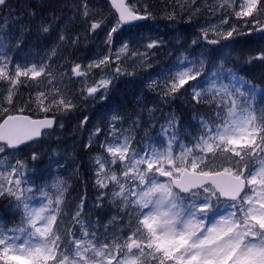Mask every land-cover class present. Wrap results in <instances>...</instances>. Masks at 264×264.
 <instances>
[{
    "label": "snow or ice",
    "instance_id": "1",
    "mask_svg": "<svg viewBox=\"0 0 264 264\" xmlns=\"http://www.w3.org/2000/svg\"><path fill=\"white\" fill-rule=\"evenodd\" d=\"M110 2L118 18L107 34L109 44L124 25L151 15L132 0ZM8 7V0H0V9ZM223 7H232L245 24H259L264 0H244L238 5L236 0H223ZM77 9L85 18L93 14L89 0H80ZM221 23L229 21L222 17ZM101 26L98 20L90 24L89 30L95 32ZM229 26L231 30L219 33L221 38H233L243 31ZM7 29V24H0V33ZM50 30V24L40 25V34ZM258 30L264 32V25ZM11 38L0 35V81L8 85L0 91V110L6 114L0 123V154L4 156L14 155L21 145L39 136L41 129L56 123L55 118L47 116L33 120L24 114L23 107L17 108L18 86L25 82L22 77L37 86L38 78L53 85L56 77L46 61L30 66L27 62L14 63L6 51V40ZM59 39L67 38L61 34ZM202 39L209 44L219 43L218 39H209L207 31ZM70 42L75 44L76 40ZM23 43L19 40L15 47ZM130 43L125 41L115 53L110 49L109 55L89 65L71 66L70 77L85 81L92 78L91 86L82 88L81 96H104L116 76L125 71L119 63L114 71L105 72V68L122 58L146 56L132 50ZM161 43L153 40L146 47L157 48ZM204 57L201 53L199 60L178 59L176 64L161 69L163 79L148 85L160 88L165 98L183 94L182 89L187 92V85L192 90V102L208 105L210 112L199 119L197 135L182 136L179 121L169 115L156 139L138 141L119 127V116L112 117L111 139L106 138L101 145L108 155L95 158V175L97 186L108 190L101 199L110 194L115 204L123 206L128 221L122 234L86 220L82 204L76 206L74 215L65 212L64 181H55L51 194L41 189L43 198L38 206L31 203L34 198L25 192L32 189L23 187L28 183L25 162H8L10 171L0 172V197H13L12 206L22 208V226L5 230L0 225V264H264V92L257 102L254 86L248 87L223 64L206 67ZM253 59L264 61V50L249 62ZM93 69L103 73L98 80ZM21 102L34 104L44 113L68 112L76 107L59 88L37 90L34 98L29 96ZM9 109L18 114H8ZM133 125L137 126L135 121ZM32 159H36L35 153ZM70 215L76 231L65 225ZM120 220L123 223V217Z\"/></svg>",
    "mask_w": 264,
    "mask_h": 264
},
{
    "label": "rangeland",
    "instance_id": "2",
    "mask_svg": "<svg viewBox=\"0 0 264 264\" xmlns=\"http://www.w3.org/2000/svg\"><path fill=\"white\" fill-rule=\"evenodd\" d=\"M59 1V4H58ZM142 1L146 0H132V3L136 4L137 7L142 9ZM165 0H156L160 5L164 3ZM172 1V4L174 6L173 13L176 16H184L187 15V17H181L180 20H182L183 29L185 31V34L183 36H188L191 38L192 41H198V44L195 46L193 54L191 57L185 55L183 57H189L193 60H196L195 54L201 57V53L205 54V59L208 60L209 53L213 49V45L216 44H209L207 41L202 39V33L204 31L208 32L209 39H218L219 43L218 45V54L219 58L215 60V62L212 63L219 66L220 64H223L224 61L228 59V57L231 56V49L233 46V39L240 36L241 34H247L252 33L253 31H249V29H253V27H250V24H245L242 20L238 19L233 11L232 7H223V0H198L197 6L193 8V10L189 13L186 9V6L190 5V0H170ZM101 3L100 6H97L98 3ZM237 5L240 3H243L244 0H236ZM80 0H57V7L54 9L53 13L49 14L45 19L40 13H34V14H28L25 16L24 14L21 15L16 11L9 10V9H0V24H7L8 28L10 30H7L6 32L2 33L5 36L14 37L9 40H6L7 44V54L13 58L14 63H20L24 64L25 62L28 63L30 66L31 63L35 62L39 65L41 61H46L52 68L54 74H55V81L53 82V85H49L47 81L41 77L38 78L40 83L37 86V84L33 81L25 80V78H21V80H24L25 82L18 86V95H17V108L23 107L25 109L24 114L28 115L29 112H31V116L35 118H42V117H55L58 120V126L56 130L61 129H70L69 125L74 124V117L76 116V109L74 108L71 111L64 112V111H55V112H49L44 113L38 110V108L35 107L34 104H25L21 102L22 100H27L29 96H32L33 98L36 95L37 90L42 91H48V90H55V88H59L61 90V93L65 96V98L72 100V102L76 104H82L80 107L82 112H87L88 115L91 114L90 106L93 101H101L105 99L106 95L112 90V88L115 86V84H118V78L123 75H129V73L132 72L134 67H139L141 65H145L146 68H150L152 66L156 65V62H148L149 60V54L150 51L153 49H148L146 46L148 43H150L153 40H157L158 36L163 37L165 40V37L168 35H171V33H162V28L160 29L157 27L158 20L155 19V17H150L148 23L142 24L140 28L136 30H131L128 28H122L117 33H114L112 35L111 43H106L107 40V34L110 31L112 27L116 25L117 17L114 14H111V8L107 2V0H89L90 8L92 10V15L85 18L80 11H78L77 6L79 5ZM203 4L202 6H199ZM192 7V6H191ZM42 9H45L42 7ZM143 10V9H142ZM235 10H239L238 6ZM9 12H11V16H9ZM176 12V13H175ZM114 13V12H113ZM260 13V12H259ZM258 13V14H259ZM108 14V16H107ZM173 16V15H171ZM35 17L37 18V21L35 22ZM179 18L178 16H176ZM194 17V23H191L190 20ZM228 19L229 24H222L221 18ZM247 20H251V17L246 18ZM102 21V26L99 29H96L95 32H92L89 30V26L92 22L95 21ZM263 22L260 21L259 24H255V26L264 25ZM41 24H50L51 30L48 34H40L39 28ZM186 24L189 26L187 27ZM235 26L237 28L243 29L242 33L240 35H235L233 38L229 39H223L219 35L221 32H227L231 30L230 26ZM56 26L57 29V35L55 37L52 36V28ZM169 30H172L169 28ZM193 30V31H192ZM259 32V31H258ZM257 32V33H258ZM174 33H176V36L182 37L181 30L177 29ZM260 33V32H259ZM63 34L67 39L64 41H61L59 39V36ZM264 34V33H261ZM75 39L76 43L73 44L70 41ZM169 39V38H167ZM22 40L24 43L19 47L16 48V43ZM125 41H131L129 44V47L132 50H135L139 53H146V56L141 59L140 57L134 58H127L126 60L122 58L121 61H116L112 63L111 68H105V72L114 71L116 64L119 63L120 66L125 69V71L116 76L113 86L109 89V91L104 95L101 96L99 93L95 97H83L80 95L82 88H86L87 86H91L92 84V78L90 77L88 80H83V78H77V77H70V68L74 64H80L81 66H86L94 61H98L99 59H102L105 55L110 54V49L112 53H115L117 50L121 48V46L124 44ZM159 41V40H158ZM260 45L261 49H264V38L258 39L257 43ZM53 52L55 53L53 55ZM51 57V59H48ZM178 57L174 55V59L171 60V63H173L174 60ZM181 57L180 59H182ZM173 65V64H172ZM212 65L209 66L212 67ZM226 67V66H225ZM227 68V67H226ZM94 78L98 80L100 76L103 74L101 70L99 69H93L92 70ZM171 75H174V72L172 74H169V78ZM146 78H148L149 84L153 80H160L163 79V77L159 76L158 73L153 75L152 77H149L147 74H144ZM151 79V80H150ZM129 82L133 80V78L128 79ZM228 81H225L227 83ZM164 85L161 84V88ZM207 86V85H205ZM248 87H252L247 82ZM8 87L7 82L0 81V91H5ZM185 88H187V92L192 94V91L188 88L187 85H185ZM148 89L150 90V93L148 94L149 99L147 101H144L143 98L139 97L141 101L143 102L142 108L140 105L137 106V113L139 115L143 114L145 110H147V115H144L143 118L140 120L138 119L136 122L137 126H143L146 128L149 124H152L153 118L150 114L151 109L156 106V111L158 110V104L155 103L158 93H161L160 88H150L148 86ZM181 92L183 94H186L187 92H184L182 89ZM183 95L178 94L174 99H177L178 97H182ZM82 98L81 101H79V98ZM18 112L12 111L9 109L8 114H15ZM137 114V115H138ZM113 116H119V115H113ZM108 120L107 126L99 125L96 128H93V131L89 136V141H93L94 137H99L102 139V144H104L106 138L111 139L109 136V125L113 122L112 117ZM6 117V114L0 110V122ZM121 118V117H120ZM124 120H119L116 123H120L119 127L123 130H127L131 133L134 140L138 141H144L147 142L150 139H156L160 133V128L154 132L151 133H144L140 132L138 135H135V130L137 126L133 125L132 123H128ZM162 125V124H161ZM139 128V127H137ZM85 129V127H84ZM97 129H100V132L97 133ZM56 130L53 133H47L43 137V141H47L46 144L50 142V150L46 152V155L44 158L39 156L38 152H36L39 149V146L34 143L31 145L26 146L25 148H22L14 153L12 156H4L3 154H0V172H7L10 171V168L7 167L8 162H11L12 164L15 163L16 160H21L25 162L26 168H25V175L28 179V183L24 184L23 187L25 189L31 188V192H25L26 196L33 197V201L31 203L36 204L38 206V202L43 198L41 189L44 191H49L51 194L54 192V189L50 188L52 184H50V161L53 163H60L62 165L63 158L65 160H68V156L66 154L63 155V158L60 156V153L58 152L59 143H60V134L56 133ZM70 132V130H68ZM138 132V131H137ZM199 133L196 131L195 135ZM69 136H72V133L68 134ZM39 142V141H38ZM67 144V143H66ZM65 144V146H66ZM101 144V145H102ZM100 145V146H101ZM102 152L99 156H107L108 154L106 151L101 147L99 148ZM42 154L45 153V150L41 151ZM35 153L36 159L33 160L32 156ZM65 153V152H64ZM98 157V156H97ZM49 164V173H47V177H43V180H38L37 175L39 171L36 169L38 165H44ZM95 165V169H96ZM47 171V170H46ZM96 171L94 172V177L96 179L95 175ZM47 178V179H46ZM161 180H164L166 178H160ZM37 181H41L42 185L38 186L36 185ZM61 181V180H60ZM65 182L66 189L68 190V182ZM47 186V187H45ZM66 190V192H67ZM65 192V194H66ZM1 201H4L5 205L1 206L0 204V212L4 211L6 209H9L12 213L17 214V217L19 218V223L22 218V208L17 209L13 207L14 204V198L13 197H0V203ZM72 200L65 201L64 211L70 213L71 215H74L75 212L72 213L73 209H76L72 206ZM75 205H80V202L77 201ZM83 214L85 216V219L88 221L92 220V215L88 214L87 211H83ZM71 215L66 219L65 225L68 224V228H71L72 231H76V226L73 224L71 220ZM21 224V223H20ZM95 224V223H93ZM0 225L4 227L5 230L9 228H15L19 226H13L12 222L6 223L4 219L2 218L0 214ZM107 226V225H106ZM101 231H103V228H101ZM110 231V230H109ZM110 232H116L117 234H122L121 227H116L114 231Z\"/></svg>",
    "mask_w": 264,
    "mask_h": 264
},
{
    "label": "trees",
    "instance_id": "3",
    "mask_svg": "<svg viewBox=\"0 0 264 264\" xmlns=\"http://www.w3.org/2000/svg\"><path fill=\"white\" fill-rule=\"evenodd\" d=\"M190 1L192 7L186 6L189 13L198 3V0ZM56 3L57 0H8L9 7L6 9L16 11L25 16L28 14L40 13L45 19L49 14L53 13L54 9L57 7ZM141 4L142 9L146 8L151 14L150 17L154 16L155 19L159 21L157 27L159 29L163 27L161 30L162 33H171V35L165 37V40L160 36L156 38L162 41V43L159 47L153 48L150 51L148 60V62H156V65L150 68H146L145 65L134 67L130 75L119 77L118 84L116 83L112 90L106 95L107 98L105 100L92 102L90 106V115H88L87 112H82L81 109H77L75 111L76 116L74 117V124L69 125L70 129L56 130V133L60 134L61 140L58 152L62 158L63 155L66 154L68 160L63 158L62 165L50 161V184L58 180L68 182V190L65 194L66 204H68V201L72 200L71 207H75L77 206L75 203L79 201L80 205H83V211H87L88 214L92 215L93 223L107 225L110 231H114L116 227H121V229L126 230L128 217L124 215L123 206H118L110 199V194L101 199V194L108 192V190L101 189L96 184V179L94 177V172L96 171L94 161L102 152L99 148H101L100 145L103 141L96 136L93 141H89V136L93 134V128L99 125L107 126L108 120L115 114L119 115L121 120L127 119L126 121H128L129 124L132 123L131 121L140 120L144 115H147V110L141 115L137 113V106L140 105L142 108L143 104L139 97L143 98L144 101L149 99V82L144 74H147L149 77L157 73L159 75L161 69L176 64L177 60L181 57L185 55L191 57L195 46L200 41L198 40L194 44L190 37L183 36L185 34L183 29L184 24L180 19L184 16L187 17V15L179 16L175 12L176 16L179 17L177 18L173 13L175 5L172 4V1L165 0L164 3L160 5L156 0H146L142 1ZM100 5L101 3L99 2L97 6ZM202 5L203 4L199 6ZM44 6L45 9L43 10L42 7L44 8ZM110 13L114 15L112 10ZM258 15L259 21L264 24V11H261ZM193 20L194 17H192L190 22L194 23ZM36 21L37 18L35 17V22ZM255 24V22H252L249 25L254 29L252 33L241 34L233 39L231 56L224 61L223 65L235 72L243 81L254 86L256 101L259 102L261 93L264 92V61L253 59L249 62V60L264 50L260 48L259 44H256L258 39L264 38V34L258 32L260 27L255 26ZM186 26L188 27L189 25L186 24ZM140 27L142 26L139 25L137 28L130 27L128 29L136 30ZM169 28L172 30H169ZM57 29L58 27L56 26L52 28L53 37L57 35ZM177 29L181 30L182 37L176 36V33H174ZM7 30L10 29L8 28ZM0 35L3 34L0 33ZM174 55H178V57L171 63L169 59L171 58V60H173ZM217 57L219 58L218 45L216 44L213 45V49L209 53V58L206 60V67L212 65ZM195 58L199 60L201 57L195 54ZM129 78H133V80L129 82ZM190 83L195 84L196 82L192 81ZM181 95L183 96L174 99L165 98L158 93L155 102L158 104V110L156 111V106H154L150 111V114L154 117L152 124H149L146 128L143 124L137 126L139 128L136 127L135 135H138L141 131L144 133H151L158 130L160 125L166 122V117L169 115H174L177 121H179L182 136L187 134L195 135L196 131L198 132L199 130V119L205 117V114L210 112V108L205 103L197 104L192 102L191 93L187 92ZM30 114L31 112L28 113V115ZM85 118H87L86 121ZM120 124L121 122L119 125ZM68 130H70V132H68ZM69 133H72V136H69ZM46 142L47 141H43L42 139L36 143L39 146L36 152H38L39 156L42 158H44L46 152L50 150V142L48 144H46ZM43 150H45L44 154L41 152ZM36 169L39 171L37 179L43 180V177H47V173H49V164L38 165ZM36 185L41 186L42 182L37 181ZM0 204L1 206L5 205L4 201H1ZM97 205L100 206L98 207ZM75 210L74 208L72 213L75 212ZM0 214L6 223L12 222L14 227L21 225L17 214L12 213L9 209L1 211ZM114 217L116 218L115 220H113ZM120 217H123V223H121ZM66 226L68 227V224H66Z\"/></svg>",
    "mask_w": 264,
    "mask_h": 264
},
{
    "label": "water",
    "instance_id": "4",
    "mask_svg": "<svg viewBox=\"0 0 264 264\" xmlns=\"http://www.w3.org/2000/svg\"><path fill=\"white\" fill-rule=\"evenodd\" d=\"M108 1H109L110 6H111V2H110V0H108ZM111 8H112V10L115 12V9H114L112 6H111ZM115 14L117 15V18H118V14H117L116 12H115ZM146 21H148V19L133 22L132 25L140 24V23H143V22H146ZM132 25H124V27L132 26ZM259 32H261V31H259ZM261 33H264V32H261ZM32 119H33V118H32ZM40 119H44V118H39V119L36 118V119H33V120H40ZM49 119H52V118H49ZM55 121H56V120H55ZM2 123H3V122H2ZM55 124H56V123H55ZM55 124L53 125L52 128L41 129V134H40L39 136H36V137H34L32 140L27 141L24 145H21L20 148L25 147V146H27V145H29V144H31V143H33V142H36V141H38L39 139H41V138H42V135H43L44 132H46V131H52V130L54 129ZM20 148H19V149H20ZM222 199H224V198H222Z\"/></svg>",
    "mask_w": 264,
    "mask_h": 264
},
{
    "label": "bare ground",
    "instance_id": "5",
    "mask_svg": "<svg viewBox=\"0 0 264 264\" xmlns=\"http://www.w3.org/2000/svg\"><path fill=\"white\" fill-rule=\"evenodd\" d=\"M190 43V42H189Z\"/></svg>",
    "mask_w": 264,
    "mask_h": 264
}]
</instances>
